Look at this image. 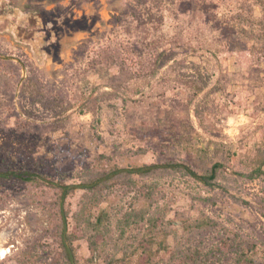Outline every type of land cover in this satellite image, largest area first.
I'll use <instances>...</instances> for the list:
<instances>
[{
    "label": "rangeland",
    "instance_id": "1",
    "mask_svg": "<svg viewBox=\"0 0 264 264\" xmlns=\"http://www.w3.org/2000/svg\"><path fill=\"white\" fill-rule=\"evenodd\" d=\"M263 140L264 0H0V167L86 185L60 204L0 176V264H110L144 236L126 218L143 206L164 218L161 264H233L231 238L264 264ZM110 159L126 175L89 184Z\"/></svg>",
    "mask_w": 264,
    "mask_h": 264
},
{
    "label": "trees",
    "instance_id": "2",
    "mask_svg": "<svg viewBox=\"0 0 264 264\" xmlns=\"http://www.w3.org/2000/svg\"><path fill=\"white\" fill-rule=\"evenodd\" d=\"M117 63V61H115ZM120 83V82H119ZM193 83V82H192ZM193 86L200 90L201 87L194 83ZM251 159L252 171L251 174L253 177H261L264 175V140L261 144L254 149ZM112 160L107 161V166L102 171H99L98 176L90 180L89 184L94 183L97 180H100L102 177H105L110 174L115 173V177H124L126 173L119 172V166L111 162ZM103 165V164H102ZM117 173V174H116ZM0 176L4 179H16L23 182L33 183L38 186H46L50 189H55L58 193L60 204L64 202L66 197L71 193H74L77 188H83L82 186L86 185H69L62 184L58 181H54L48 175L34 170H12L9 167H0ZM212 177H208L207 181L210 183ZM113 177H110V180ZM92 186V188H96ZM61 217L64 219V215L61 208ZM151 209L147 206H143L139 209H134V211L128 212L126 218L128 220H134L141 226L148 224L144 236L134 246L133 249L124 251L121 256H117L118 253H112L109 258L110 264H161L165 260L166 251L169 250L167 245L168 233H166L162 226L164 218L161 213L149 215ZM68 216V215H67ZM62 219V220H63ZM108 220V212L101 211L100 214L96 217L95 221H91L93 229V240H92V250L93 252H98L100 248L108 247L110 244V235L109 227L106 224ZM66 223L65 219L63 220L62 230H61V239L65 252L72 259V254L75 255V249L73 247V237L74 233L70 232L66 236L64 235V224ZM130 221L128 222V224ZM217 225L216 221H213L211 218L207 217L201 220L196 221L197 227L205 226H215ZM189 226H193V223H189ZM65 236V237H64ZM229 242L224 241V249H234V257H232L233 264H256L255 256L253 255L255 243L248 245L246 241H242L240 238H231L228 239ZM69 242V245L67 244ZM72 252V254H71ZM197 260L195 259L194 263ZM179 264H188L187 257H180Z\"/></svg>",
    "mask_w": 264,
    "mask_h": 264
},
{
    "label": "bare ground",
    "instance_id": "3",
    "mask_svg": "<svg viewBox=\"0 0 264 264\" xmlns=\"http://www.w3.org/2000/svg\"><path fill=\"white\" fill-rule=\"evenodd\" d=\"M1 252H2V254L3 255H5L6 253H7V250H5V249H1ZM2 257V256H1ZM4 257V256H3Z\"/></svg>",
    "mask_w": 264,
    "mask_h": 264
}]
</instances>
